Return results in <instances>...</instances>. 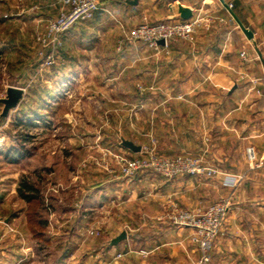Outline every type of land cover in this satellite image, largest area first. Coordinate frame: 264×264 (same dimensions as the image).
I'll return each mask as SVG.
<instances>
[{
  "label": "crops",
  "instance_id": "1",
  "mask_svg": "<svg viewBox=\"0 0 264 264\" xmlns=\"http://www.w3.org/2000/svg\"><path fill=\"white\" fill-rule=\"evenodd\" d=\"M112 1L113 11L119 13L113 16L115 29L134 27L144 20L197 19L198 25L193 39L173 42L167 50L156 52L147 46L134 45L113 52L112 59L118 56L121 59L119 64L80 58L81 53L88 55L90 47L87 49L83 45L79 51L72 42L79 38L83 41L89 32H95L94 23L109 18L107 14L95 13L90 22L84 21L63 35L67 45L71 46L66 50L70 61L65 67L55 68L63 78L58 79L57 90L46 96L50 103L57 99H74L81 103L76 116L71 112V119H75V124L86 134L102 138L95 144L99 154L97 159L108 157L112 162L110 156H106L111 150L135 156L139 151L123 146L119 139L131 140L142 147L146 145L142 144V137L148 141L153 139L159 149L204 154L210 164H223L229 173L234 174H240L244 168L241 160L233 161V158L244 154L249 145H255L264 155V0ZM102 10L109 11L108 6L103 4ZM239 21L253 32V38L246 36ZM242 51L248 54L247 60L241 58ZM141 58L144 63L135 61ZM115 69L118 72L112 74ZM130 69L134 72L141 70V73L143 70V73L140 75L138 71L136 77H122ZM105 71L108 74L102 78ZM89 85L98 88L91 94L72 93L73 86ZM121 85L143 86V91L121 94L116 90ZM18 87L23 88L21 84ZM44 98L40 96V100ZM98 102L108 104L101 107L95 104ZM92 111L96 113L97 121L90 119L88 112ZM41 124L34 123L36 127ZM81 139L77 146L69 145L67 160H72L78 151L84 154L93 151L88 139ZM89 158H83L85 167L98 165V162L94 163L96 159ZM82 170L88 184L83 188L86 192L82 206L70 211L79 212V216L75 221H72V215L67 217L64 234L67 235L66 230L69 232L61 241L70 247L73 245V249L69 248L58 264H103L105 253L102 249L84 255H77V252L86 243V230L98 225L93 215L97 217L109 212L110 218L104 219L102 225L109 223L114 215L116 221H131L133 231L111 252L115 254L116 250L121 252L129 248L131 252L126 255L130 263L140 260L146 264H181L185 261L182 245L192 229L161 222L158 217L167 212L162 205L170 196L184 197L186 190L190 189L194 194L200 191V197L193 203L200 207H208L220 196H232L225 233L216 241L212 252L213 264L258 261V253H252L251 249L253 246L264 247L263 172L242 173L243 178L238 184L229 187L223 185L222 175L209 183H202L198 180L203 179L195 175L166 179L153 171H146L132 178H123L99 167L95 173H88L87 168ZM54 172L55 169L51 168L50 173ZM70 212L65 210L63 213L68 215ZM14 214L13 218L17 219L19 213ZM6 222V232L0 236V253L3 255L0 261L3 264H26L31 258V264H35L34 253H29L34 244L27 243L30 233L27 222L20 225L14 220ZM144 230V234L140 232ZM6 235L16 236V241ZM116 236L110 235V244ZM13 249L18 250L12 259ZM91 260H95L94 263Z\"/></svg>",
  "mask_w": 264,
  "mask_h": 264
},
{
  "label": "rangeland",
  "instance_id": "2",
  "mask_svg": "<svg viewBox=\"0 0 264 264\" xmlns=\"http://www.w3.org/2000/svg\"><path fill=\"white\" fill-rule=\"evenodd\" d=\"M112 4V0H105L104 6H108L109 11L100 9L96 12L100 14L105 13L109 18L102 19V22L97 21V24L92 22V24L94 23L93 31L95 32H89L88 37L83 38V41H80V38L72 41L74 47L77 46L79 51L83 45L84 48L90 47V49L87 48L90 50L88 55L81 53L80 58H87V60L88 58H92L91 60H100L102 62L114 61V63L119 64L121 63V59H118V56L112 59L114 56L113 52L117 53V51L127 49L134 45L146 46L141 41H131L128 38V31L133 27H126L125 29L121 26V28H116L119 29L116 31L114 28L116 19L113 16H117L119 13L113 11L115 7ZM62 10V0H0V236L6 232V221L14 220V223L20 225L27 222V219L29 220L30 214L32 215L33 212L40 209L42 212L41 219L47 221V228L45 227L43 230L44 235L51 237L52 242H50L51 246L49 247H43L42 242L40 245L38 243L36 244V238L33 240V234L29 231L27 243L30 245L34 244V246H30L31 250L29 253H34L35 264H56L62 252L69 251L71 248L73 249V245L70 247V245L63 244L61 241L65 240V236H68L69 232V230H66L67 235L64 234L65 220L68 216L71 217L72 215V221H75L79 216V212L78 214L71 212L76 211V208L81 209L82 206V197L86 192L83 188L88 185L86 178H83V174L86 176V173L82 169L87 168L88 173L90 171L95 173L98 167L108 171L103 165L101 167L104 160L97 159V157L99 158V154L97 155L95 144L96 141L101 142L102 138H96V134H86L83 128L81 129L79 125L75 124V119H71V112L76 116L81 109V103L74 99H57L50 103L46 96L48 92L57 90V81L63 77L58 75V71L55 68L65 67L67 62L70 61V58L68 59L66 57V54L68 56L66 50H69L70 48L67 47L71 46L67 45V42L64 40L55 63L51 66H44V55L47 49L39 41V35L45 30L48 21L59 15ZM120 17L123 18L122 16ZM92 19L86 22H90ZM109 29L113 30L109 31ZM141 59L140 61L139 59L135 61L144 63L145 60ZM138 71L126 70L122 74V77H136ZM107 72L105 71L101 77L103 78L105 74H108ZM117 72L115 69L112 74ZM138 73L142 75L143 70L142 73L141 70ZM18 84H21L24 89L23 97L20 99L16 108L11 109L6 117H1L4 107L1 99L7 97V89L9 86H18ZM72 88L74 89L72 93L78 95L91 94L98 87L89 85L73 86ZM116 90L121 94H135L138 93V90L139 92L143 91V86L121 85ZM41 95L45 97L43 101L40 100ZM95 104L105 107L108 103L98 102ZM88 113L90 119L97 121L96 113H93V111ZM38 115L42 117H38ZM35 121L42 123L41 126L36 127L34 125ZM81 138L88 139L92 145L90 149L93 151L86 154L78 151V154L72 160H67V148L70 144L77 146L79 141L82 140ZM142 138V144L154 146L156 151L161 155L168 156L180 153L168 149H159L158 144L153 139L148 141V139L145 140L144 137ZM119 141L120 143L122 142L121 139ZM9 146L10 148L17 147L21 149L25 155L21 156L18 161L9 162L5 157V151H7ZM253 146L255 147V145ZM110 152L118 151L111 150ZM257 152L258 157L263 155L258 150ZM89 157L93 160L96 159L94 163L98 162L100 166L93 164V167L90 165L85 167L86 165L84 163L86 162L83 160L90 159ZM105 159L107 160L108 157ZM240 160L243 162L244 169L238 175L257 171L264 173L263 170L253 169L251 167L247 157V148L244 154L240 153L233 158V161ZM111 163L113 164V161ZM214 167L219 171L229 173L227 170L228 167L223 164L215 165ZM51 168L55 169L53 174L50 173ZM188 175L194 176L192 174H183L177 177L188 178ZM219 175L216 174L213 177H208L205 174H200L195 176L203 179L198 181L209 183L211 179ZM92 176H95V174H92ZM22 177H28L39 189L40 200L27 203L20 197L18 187ZM198 192L200 191L198 190L194 194L190 189L186 190L184 197L177 199L170 196L165 204L163 203L162 205V208L167 212L160 215L158 220L172 223L170 216L177 209H205L206 207L193 204L200 197ZM203 195L206 196L205 200L208 201V195L205 192ZM65 210L71 212L65 215L63 213ZM15 212L19 213L17 219H14L12 216ZM26 212H28V217ZM109 213L97 217L93 215V220L98 225L96 224L97 226L86 230L84 234L86 243L83 248H78L80 250H78L77 255H84L85 252L90 253L97 249H102L105 253L103 264H146V262H140V260L139 262L133 260L130 263V259L126 255V252H131L129 248L121 252H116V250L115 254L111 252L118 246L110 244V235H119L122 231H126L129 234L133 231L131 230V221L125 219L116 221L114 215L109 223L102 225L104 219L110 218L108 216ZM140 232L144 234L145 230ZM26 233L28 234L27 231ZM5 237L16 241V236L6 235ZM123 241L125 239L121 243ZM215 243L211 252L214 250ZM17 250L13 249V252L11 251L12 259L17 254ZM182 250L185 255V261L181 262V264H196L199 261L200 255H196L198 252L197 246L191 242L190 236L186 237V242L182 245ZM251 252L258 253L257 256L259 259L258 261L248 262V264H264V247L253 246ZM119 254L122 256L118 259L117 256ZM1 257H3L2 253H0ZM142 258L145 257L143 256ZM30 260L31 258L26 261V264H31ZM94 261L91 260V263H94ZM0 264H3V262L0 261ZM211 264H213V255ZM243 264L245 263L243 262Z\"/></svg>",
  "mask_w": 264,
  "mask_h": 264
},
{
  "label": "built area",
  "instance_id": "3",
  "mask_svg": "<svg viewBox=\"0 0 264 264\" xmlns=\"http://www.w3.org/2000/svg\"><path fill=\"white\" fill-rule=\"evenodd\" d=\"M105 0H62L63 10L50 19L45 30L39 35V41L47 49L44 55V66H51L58 58L63 46V35L78 24L91 19L102 9ZM198 20L150 22L144 20L128 31L131 41H141L150 49L159 52L168 49L174 41H189L193 39ZM164 40V44L159 41ZM243 60L248 59L245 51L240 53ZM113 161L104 159L102 165L111 173L123 178H132L139 173L153 171L166 179L179 175L205 174L213 177L223 176V185L234 187L243 175L224 173L209 164L204 154L195 155L183 152L172 156L161 155L154 146H142L139 153L131 156L122 152H107ZM106 154V156L108 155ZM247 157L253 169L264 171V155L258 157L253 145L247 147ZM232 204V196L227 195L210 204L205 209H177L171 214V222L178 227H189L190 235L199 252L196 264H211V249L216 240L225 233V220ZM121 254L117 258H121Z\"/></svg>",
  "mask_w": 264,
  "mask_h": 264
},
{
  "label": "trees",
  "instance_id": "4",
  "mask_svg": "<svg viewBox=\"0 0 264 264\" xmlns=\"http://www.w3.org/2000/svg\"><path fill=\"white\" fill-rule=\"evenodd\" d=\"M24 155V151H21V149H18L17 147L8 148L7 151H5V157L9 162L18 161L20 157ZM18 193L20 197H22L27 203L40 200L39 198L41 197L39 195V189L28 179V177L21 178L18 187ZM26 215L28 217V212H26ZM41 215L42 212L40 209L33 212L32 215L30 214V221L27 219L28 230L32 232L33 237L36 238L39 245L42 242L43 247H49L51 246L50 242H52V240L51 237L44 235L43 230L47 225V221L42 220ZM12 216H15V214L13 213ZM66 252L67 251L62 252L56 264L60 262V260L65 256Z\"/></svg>",
  "mask_w": 264,
  "mask_h": 264
},
{
  "label": "water",
  "instance_id": "5",
  "mask_svg": "<svg viewBox=\"0 0 264 264\" xmlns=\"http://www.w3.org/2000/svg\"><path fill=\"white\" fill-rule=\"evenodd\" d=\"M137 1L138 0H132L131 2L136 3ZM239 25L249 39L253 38L252 31L247 29L240 21H239ZM159 43L164 44V40H160ZM23 95H24L23 88L18 86H9L7 89V97L1 99V102L4 104L1 117H6L11 109L16 108ZM122 145L135 152H138L141 149V146L136 145L133 141L127 139L122 140ZM125 238H127V232L122 231L119 235H117L115 238L112 239L111 244L116 245Z\"/></svg>",
  "mask_w": 264,
  "mask_h": 264
}]
</instances>
